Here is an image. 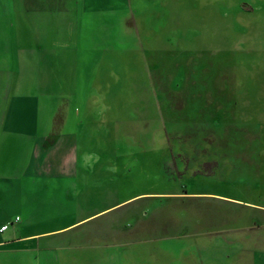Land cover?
<instances>
[{"label": "rangeland", "instance_id": "obj_1", "mask_svg": "<svg viewBox=\"0 0 264 264\" xmlns=\"http://www.w3.org/2000/svg\"><path fill=\"white\" fill-rule=\"evenodd\" d=\"M0 43V107L19 71L74 174L38 219L84 214L42 264H264V0H0Z\"/></svg>", "mask_w": 264, "mask_h": 264}, {"label": "crops", "instance_id": "obj_2", "mask_svg": "<svg viewBox=\"0 0 264 264\" xmlns=\"http://www.w3.org/2000/svg\"><path fill=\"white\" fill-rule=\"evenodd\" d=\"M16 42L17 40L14 45L17 49ZM2 48H5L4 43ZM15 61L21 65L20 57L16 56ZM3 66L10 71L14 69L9 62H3ZM14 75L12 86L5 95L8 98L6 105L4 108L0 107V229L8 226L6 231L0 232V264H9L11 255L16 257L26 253H34L36 259L39 257L38 264H42L43 255L51 258L53 252L45 242L56 236L53 233L64 231L67 225L81 222L84 214H80L79 219L62 228L44 230L42 227L51 223L38 219L36 199H40L39 207L37 206L40 208L42 193L39 191L38 182L46 177L64 178L74 174L53 173L50 169L42 168L43 128L40 126L39 94L24 89L19 71L14 72ZM32 80L35 82L31 85L36 88V78ZM21 100L24 105L19 109L18 102ZM32 101L36 102L35 108L27 105ZM78 187L81 191L75 199H82L83 194L88 191L83 184ZM17 208H20V213H17ZM82 208L83 204H80V209ZM21 209L27 212V219L20 215ZM17 218L19 220L15 221ZM49 218H53L52 221L57 220L56 215H49ZM10 223L14 226L11 227ZM54 223L57 225L58 221Z\"/></svg>", "mask_w": 264, "mask_h": 264}, {"label": "built area", "instance_id": "obj_3", "mask_svg": "<svg viewBox=\"0 0 264 264\" xmlns=\"http://www.w3.org/2000/svg\"><path fill=\"white\" fill-rule=\"evenodd\" d=\"M19 218H17L15 221H18ZM8 229V226H3L1 229H0V232H4Z\"/></svg>", "mask_w": 264, "mask_h": 264}]
</instances>
